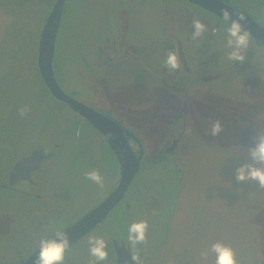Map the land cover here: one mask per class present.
I'll return each mask as SVG.
<instances>
[{
	"label": "rangeland",
	"instance_id": "1",
	"mask_svg": "<svg viewBox=\"0 0 264 264\" xmlns=\"http://www.w3.org/2000/svg\"><path fill=\"white\" fill-rule=\"evenodd\" d=\"M231 1L264 25V0ZM54 3L0 0V264H24L41 238L96 209L120 179L119 161L105 137L89 132L86 124L76 127L71 120L79 116L55 100L42 79L38 40ZM65 5L54 57L61 89L137 134L146 157L176 137L180 142L176 164L145 161L130 186L144 187L142 200L150 193L161 195L169 211L159 213V220H148L140 205L133 203L128 212L121 201L65 252L64 264L94 259L89 236L108 241V258L98 264H116L112 241L127 243L128 224L139 220L149 224L147 241L132 248L145 249L141 264H214V254L205 260L201 252L216 241L231 246L239 264H264V189L258 181L236 180V169L253 163L248 153L255 146L252 137L264 134V119L257 118L264 113V47L249 36L245 59L232 66V49L217 46L215 51L206 25L204 35L191 36L186 49L195 57L197 49L209 63L208 75L221 77L203 82L197 75L181 76L175 84L168 69L158 64L173 44L162 32H169L168 24L174 25L184 7L214 21L215 16L183 0H67ZM116 34L133 52L117 56L110 70H102L96 63L101 42L110 36L115 43ZM24 106L30 111L21 116ZM178 109L185 111L182 122L175 116ZM216 121L223 130L212 136ZM50 141L62 146L48 161L44 185L28 189L29 195L21 192L28 185L5 187L23 152L43 142L51 148ZM92 170L104 178L102 187L85 177ZM32 193L41 197L34 204ZM34 206L42 209L41 215H34Z\"/></svg>",
	"mask_w": 264,
	"mask_h": 264
},
{
	"label": "flooded vegetation",
	"instance_id": "2",
	"mask_svg": "<svg viewBox=\"0 0 264 264\" xmlns=\"http://www.w3.org/2000/svg\"><path fill=\"white\" fill-rule=\"evenodd\" d=\"M183 1L193 5L196 8H199V9L205 11V12H208V13L212 14L213 16H215L217 18L216 19L217 22L214 21L215 19L207 18V16L205 14L201 13V12L196 13V12L187 10L185 7L182 9L183 11L181 13H178L177 17L174 18V25L168 24L170 26H167L168 29H169V32H166V33L162 32V34L166 35L167 38H169L170 36H171V38H173V44H171V48L170 49H172V50L175 49V52H176V54L178 56V59L180 61V65H181L179 69H177L174 72H170V73L172 75V78L175 79L176 82H178V83H175V84H180L181 76H185V77L190 79L191 77L192 78L195 77V75H197L201 79V81H203V82H210V81H207V79H210L211 77L213 78V77H216V76L221 77V75H219V74H217V75H211V74L208 75L209 74V72H208L209 63L202 61V59H203L202 54H199L198 50L195 48L196 49V53H197V56L195 57L191 53H189V51L186 49L187 48L186 42L191 43L190 38H191L192 32H193L192 22H193L194 19L198 18V20H200L203 24H205V25H207L209 27L208 34H210V36H211L209 38V42H210V44H213L214 49L217 46L218 47L227 46L228 35H227V31L226 30H227V28L229 26L227 27V25H225V24L221 23V21H219V20H222V21L226 22L224 20V18L219 17V16L211 13L210 11H207L206 9L202 8L201 6H199L197 4L191 3V2H189L187 0H183ZM221 1H223V2L225 1L230 6L238 7L240 10L245 12L249 17H251L256 23L262 25L255 17L249 15L245 11V9H243L240 6H237L231 0H221ZM251 13L253 15H255L254 11H252V10H251ZM170 20L173 21V19H170ZM183 20H185V23L183 25H180L183 22ZM212 21H213V23H212ZM226 24H230V21L226 22ZM262 26L264 27V25H262ZM208 34H207V36H208ZM249 36H251L258 44H260L261 46L264 47V45H262L251 34H249ZM119 37H121V35H119V34H116L113 37L114 40H115V43L112 42V39L110 38V36H107L101 42V49H100V52H99L98 62H96L98 64V66L100 67V69L105 70V71L110 70L112 68L113 64L115 63V60H116L117 56H119L121 54H127V53H130V52H133L131 48H129L126 45L121 43V39L119 40ZM165 44H166L167 49H169L167 40H166ZM175 46H176V48H175ZM120 47H121V50L119 51L118 49H120ZM215 51H216V49H215ZM145 56H147V55H145ZM200 57H201V60H200ZM194 62H199V65L195 66ZM161 63L159 62L158 64L159 65H164V62H161ZM153 64H157V63L153 62ZM235 65H236V62H234L232 66H235ZM204 70H206V72H205L206 76L205 75L200 76L204 72ZM184 80H186V78H184ZM186 82H188V81H186ZM69 96L72 97L77 102L87 106L88 108L93 109L92 107H90V106L84 104L83 102H80L79 100L75 99L73 96H71V95H69ZM54 99L57 100L55 97H54ZM61 103H63V102H61ZM63 104H65V103H63ZM65 105L67 107H69L71 110H73L77 114V116H79V118L71 120V122L73 124L76 123V127L80 128L82 125L86 124L88 126V128H90L89 132L94 133V134L100 136L101 138H102V136L105 137L109 148L112 150L114 155L117 156L116 152L112 148L113 145H112L110 139L107 138L105 135H103L95 127V125L92 123L91 120H89L86 117H84L83 115L79 114L71 106H69L67 104H65ZM94 111H96V110H94ZM182 111L185 113V111L183 109H182ZM182 111L180 109L175 111V116L177 117V122H180V121L182 122L183 121L184 116L181 113ZM97 113H99V112H97ZM100 115L104 116L102 114H100ZM104 117H106V116H104ZM107 118H109V117H107ZM109 119H112V118H109ZM74 120H76V122ZM112 120H114V119H112ZM123 128L125 130H128L125 127H123ZM129 132L131 134H133L139 140V142H138V141L133 140L132 138H129V144H130V147L132 148V151L136 154V157H139L140 156V149H141L140 145L142 146V142L139 139L137 134L132 133L131 131H129ZM175 134H174V137H175ZM171 141L172 142H171L170 146L164 147V148L156 151L155 153H153L152 155L147 156V157H146V153L144 151V148L142 146V148H143V156L142 157L143 158L141 160V166H140L139 171L141 170V167L144 165L145 161H147V165L148 164L156 165L158 163H164V162H169V163L173 162L174 164H176V159L175 158H176V154L178 153V146H179L180 140L176 137V139L174 138ZM49 143H54V142L50 141ZM60 146H62V144L54 143L53 146L50 148L47 144H44V142H43V143H41L40 145H38L36 147H30L28 151H24L23 154L18 158V160L16 162V165L21 160H23L24 158H30L33 155V153L36 152V151L45 150L48 153V157L37 161V163H35V164H33V162H29L27 160L23 164L22 171H20L18 173V175L16 176V178H14V179L11 178V173L14 170V167L16 165L13 166V169L11 170V173H9V176L7 177L8 184H5V187L14 189L19 184L22 183V184L30 186L29 188L26 187V189H24V190L22 189L21 190V192L23 194L26 193L27 195H29L30 193H29L28 189H30L32 187L36 188L37 186H43L44 185V179H45V177H44L45 172L50 170V168H51V165L48 164L49 163L48 161L51 158H54V156L58 154L57 151L60 149ZM117 159L119 161L118 156H117ZM164 159H166V160H164ZM119 166H120V179L118 180L119 182L117 183V186L114 188V190L101 202V204L110 195H112L114 193V191L116 190V188L119 186V184L121 182V179H122V168H121L120 161H119ZM134 178H133V180H134ZM133 180H132V182H133ZM132 182H131V184H132ZM131 184H130V186H131ZM130 186L128 187V190L124 194L123 198L120 200V202L121 201H125V203L128 205V212H131L132 207H133V203H137V205L141 206L142 214H144L145 219H148V220H151L155 216H156V219L159 220L160 219L159 213H163V212L167 213L169 211V209L165 211V209H164L165 208L164 207L165 206V201H164V198L161 195H159L158 197H155V195L153 193H150V195L145 200H142L145 197V195H146L144 187L137 186V187L132 188L130 190ZM32 191H35V189H33ZM143 194H145V195H143ZM30 196L32 198H34L33 199L34 202H32L33 204L35 203L36 200H39L41 198L39 195H35L33 193ZM120 202L110 212H112L120 204ZM101 204H99L98 207ZM33 209L37 212V214H34V215H41L42 212H43L42 209L39 206H34ZM94 210L95 209L91 210L85 216H87L88 214H90ZM108 214L105 216V218L108 216ZM163 215H164V213H163ZM85 216H83L81 219H83ZM129 217H130V215H129ZM129 217H128V219H129ZM81 219H79L78 221H76L72 225H69V227L65 228L64 230L61 229V231L66 232L67 230L72 228L77 222H79ZM104 219L98 225H96L93 229L98 227L104 221ZM92 230H90L89 232H91ZM88 233H86L84 236H86ZM84 236H82L80 239H82ZM48 238L49 239H55L56 238L55 235H54V231L51 232V234L49 235ZM2 240H4V238L1 236V233H0V243L2 242ZM112 243H113V245H112V250H111V256L113 257V259L115 258L116 264H135L134 260L132 259L133 255H138L141 258L140 264L142 263V260H143L142 259V255H143L142 252L145 249H142L140 252H136L130 246H128L127 243L124 242L123 240H121V241L113 240ZM38 251H39V249H37V251H35V253L38 252Z\"/></svg>",
	"mask_w": 264,
	"mask_h": 264
},
{
	"label": "water",
	"instance_id": "3",
	"mask_svg": "<svg viewBox=\"0 0 264 264\" xmlns=\"http://www.w3.org/2000/svg\"><path fill=\"white\" fill-rule=\"evenodd\" d=\"M191 3L197 4L202 8L210 11L211 13L223 18V11L227 10L230 13V21H239L243 30L247 31L253 37H255L262 45H264V27L256 23L245 12L238 7H233L221 0H187ZM67 0H56L51 13L44 25L39 46V70L41 72L42 79L47 86L51 94L59 101L71 106L79 114L83 115L87 119L91 120L95 127L112 143V148L116 152L122 168V179L119 186L114 193L110 195L98 208L85 216L79 222H77L72 228L67 230L65 234L69 239V248L73 246L82 236L92 230L98 225L105 216L120 202L124 194L128 190L133 178L138 173L141 160L143 156V148L140 145V156L136 157V154L132 151L129 144V138L138 141L133 134L128 130H125L118 122L101 116L99 113L87 106L77 102L67 93H65L56 79L54 72V57L55 46L58 37V32L61 26V20L63 16L64 7ZM245 17L244 20H240V16ZM219 76L211 77L207 81H214ZM48 157V153L45 150L36 151L30 158H24L21 160L11 173V178L14 179L20 171H22L23 164L28 160L37 163V161ZM68 248V249H69ZM67 249V250H68ZM66 250V251H67ZM39 255V251L30 256L24 264H35V261ZM136 264V261H134Z\"/></svg>",
	"mask_w": 264,
	"mask_h": 264
},
{
	"label": "clouds",
	"instance_id": "4",
	"mask_svg": "<svg viewBox=\"0 0 264 264\" xmlns=\"http://www.w3.org/2000/svg\"><path fill=\"white\" fill-rule=\"evenodd\" d=\"M223 11V18L226 22L230 21V13L227 10ZM243 15L240 20H244ZM192 37L193 39L200 38L207 30V26L200 20L194 19L192 22ZM227 46L232 49L229 53V59L233 62L243 61L245 59L244 52L249 47L250 39L247 31L243 30V26L239 21L231 20L227 28ZM164 66L169 72H174L180 68V61L174 50H168L164 57ZM30 111L28 106H24L19 110L21 116H25ZM258 119H264V113L257 116ZM222 125L219 121L212 124L210 134L217 136L222 131ZM255 146L248 149L253 163L241 165L236 169V180L258 181L261 189H264V167H257L256 165H264V134L256 133L252 137ZM85 177L93 183L103 186L104 178L98 170H92L85 173ZM149 224L146 220L132 221L127 226V245L131 248H136L137 245L144 244L147 241ZM55 239H49L47 236L39 241L38 249L39 255L35 264H64L65 252L69 248V239L64 231L54 229ZM108 241L103 236H89V255L94 258L90 260L89 264H98L108 258L106 245ZM214 254V264H239L236 257L235 250L221 242L216 241L212 243L210 248L201 252V257L207 259L209 254ZM132 259L136 264H140L141 258L138 255H133Z\"/></svg>",
	"mask_w": 264,
	"mask_h": 264
},
{
	"label": "crops",
	"instance_id": "5",
	"mask_svg": "<svg viewBox=\"0 0 264 264\" xmlns=\"http://www.w3.org/2000/svg\"><path fill=\"white\" fill-rule=\"evenodd\" d=\"M55 2H56V0H55ZM55 4V3H54ZM136 7V9H137V12L138 13H140L141 12V5H138V6H135ZM135 7H134V9H135ZM46 22V21H45ZM41 38V37H40ZM40 38H39V40H38V43L40 44ZM145 52H147V51H145Z\"/></svg>",
	"mask_w": 264,
	"mask_h": 264
}]
</instances>
